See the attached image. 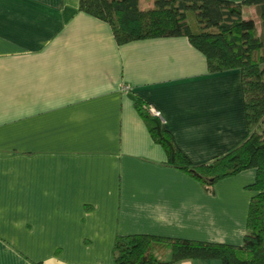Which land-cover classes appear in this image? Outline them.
<instances>
[{
	"label": "crops",
	"instance_id": "obj_1",
	"mask_svg": "<svg viewBox=\"0 0 264 264\" xmlns=\"http://www.w3.org/2000/svg\"><path fill=\"white\" fill-rule=\"evenodd\" d=\"M80 1L0 0V264H115L129 234L241 245L256 169L207 189L135 105L209 162L249 135L241 71L211 72L187 36L119 44Z\"/></svg>",
	"mask_w": 264,
	"mask_h": 264
},
{
	"label": "trees",
	"instance_id": "obj_2",
	"mask_svg": "<svg viewBox=\"0 0 264 264\" xmlns=\"http://www.w3.org/2000/svg\"><path fill=\"white\" fill-rule=\"evenodd\" d=\"M81 0L80 10L111 25L119 44L133 40L187 36L208 61L211 72L239 69L249 128L248 137L212 161L194 164L177 145L164 119L150 104L135 98L153 139L166 150L168 162L200 179L207 189L219 180L255 168L256 191L241 245L151 234L117 236L115 264H171L186 259H219L223 264H264V0ZM257 16L247 18L251 9ZM190 13L196 17L193 25Z\"/></svg>",
	"mask_w": 264,
	"mask_h": 264
},
{
	"label": "built area",
	"instance_id": "obj_3",
	"mask_svg": "<svg viewBox=\"0 0 264 264\" xmlns=\"http://www.w3.org/2000/svg\"><path fill=\"white\" fill-rule=\"evenodd\" d=\"M126 89L128 90V87ZM150 112L155 116L162 117L161 111L153 106H150Z\"/></svg>",
	"mask_w": 264,
	"mask_h": 264
},
{
	"label": "rangeland",
	"instance_id": "obj_4",
	"mask_svg": "<svg viewBox=\"0 0 264 264\" xmlns=\"http://www.w3.org/2000/svg\"><path fill=\"white\" fill-rule=\"evenodd\" d=\"M190 22L194 25L195 21H196V17L193 13H190V17H189Z\"/></svg>",
	"mask_w": 264,
	"mask_h": 264
}]
</instances>
